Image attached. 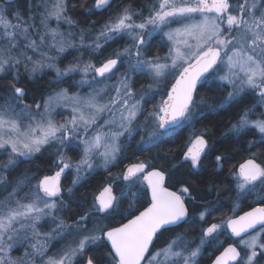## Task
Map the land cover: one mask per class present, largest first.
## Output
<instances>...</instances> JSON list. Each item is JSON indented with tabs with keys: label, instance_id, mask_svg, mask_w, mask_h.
Returning <instances> with one entry per match:
<instances>
[{
	"label": "snow or ice",
	"instance_id": "6c2138e0",
	"mask_svg": "<svg viewBox=\"0 0 264 264\" xmlns=\"http://www.w3.org/2000/svg\"><path fill=\"white\" fill-rule=\"evenodd\" d=\"M111 2L95 0L93 8H106ZM36 8L39 25L35 16L24 20L19 12L10 18L9 9L0 4V76L8 71L15 73L13 88L0 97V150L7 155L6 162L0 164V184L7 191L0 199V264H25L24 259L9 255L13 243L24 240L31 241L32 251L25 257L33 264L37 257L40 264H101L94 252L86 254L105 245L110 246L106 259L111 264H199L202 249L216 239L214 234L224 225L213 223L203 228L196 247L177 232L163 247L153 248L158 234L194 222L185 203L194 197L188 186L180 193L170 191L165 186L164 170L149 161L128 164L94 194L91 207L71 224L60 215L68 207L64 193L71 197L74 188L95 168L107 173L136 135H140L139 150L151 151L178 130L194 128L195 122L208 114H219L241 103L248 93L264 106V0H155L147 15L126 7L115 20L104 24L91 43L85 42L87 34L81 30L78 45L59 31L61 20L74 23L66 15L67 0H40ZM51 19L56 20L57 28L49 26ZM156 33L167 42L164 56L149 51ZM122 37L129 42L98 64L78 60L61 69L56 63L58 55L45 50L47 45L56 53L70 47L99 53L105 44ZM21 68L32 80L41 78L46 69L52 70L56 83L80 73L77 86H87L90 91L81 95L61 89L49 94L43 104L33 102V112L31 105L24 104L26 90L16 86ZM137 76L147 79L145 91H136ZM164 84H168L167 91L153 103ZM205 87L216 92L229 90L217 103L214 97L205 99L201 95L200 89ZM148 104H152L151 110ZM58 106L71 112L62 123L53 116ZM250 111L241 113L229 129L237 136L249 129L258 131L259 144L250 143L249 149L264 146V118L250 119ZM46 146L56 151L54 174L37 178L31 188V177L25 175L8 190L4 173L31 160ZM70 150L80 152L78 162L73 163L67 155ZM211 152L206 134L193 131L182 163L199 170L203 158ZM226 159L216 155L214 167L222 169ZM68 169H74L75 175L72 187L65 190L61 177ZM233 176L238 198L257 190L264 192V165L257 163L254 155L241 163ZM116 181L124 182L119 195L113 189ZM141 189L150 194L148 205L138 214L125 217L143 198ZM258 199L264 200V196L258 193ZM125 201L127 208L122 210ZM214 210L215 206L204 208L199 220L206 222ZM98 218H125L126 222L101 227L94 223ZM45 219H50L54 227L42 233L37 226ZM225 223L235 237L241 238L238 243L243 247L238 250L229 245L215 256L213 264H259L257 258L264 259V207H253ZM53 241L67 243L58 253L49 255Z\"/></svg>",
	"mask_w": 264,
	"mask_h": 264
},
{
	"label": "trees",
	"instance_id": "16d2710c",
	"mask_svg": "<svg viewBox=\"0 0 264 264\" xmlns=\"http://www.w3.org/2000/svg\"><path fill=\"white\" fill-rule=\"evenodd\" d=\"M154 2L155 0H112L110 6L102 9H95L93 8L95 0H67L68 11L66 15L70 17L74 23L68 24L61 20L59 22V31L64 33L65 37L78 45L79 32L83 30L87 34L85 36V42L91 43L95 36L99 34L104 24L111 20H115L116 16L123 11L124 8L131 7L134 11L147 15L149 7ZM39 3L40 0H0V4L9 9L10 18L15 12H19L24 20H28L30 16H35L37 25H39V11L36 5ZM89 8L92 9L91 12L86 11ZM49 26L51 28H57L56 20H49ZM69 33L72 35L69 36ZM128 42L126 37L118 38L105 44L99 53H93L91 49L79 47H70L63 53H56L54 49H50L47 45L45 46V50H48L49 55H58L59 58L56 63L61 69H64L76 63L78 60L81 62L91 60L98 64L100 60L111 55L116 49H122ZM166 44L167 42L158 33L152 38L149 51L152 55L158 54L164 56L167 53ZM29 54L32 55L33 53L29 51ZM121 71L124 70L121 69ZM14 75L15 73L13 71H8L3 76H0V97L6 96L13 88L15 83L13 80ZM81 78L82 76L80 73H74L71 76L63 78L61 82L56 83L55 72L46 69L41 78L32 80L28 78L27 73L21 68L20 79L16 86L23 87L26 90L24 104L31 105L30 109L36 110L33 102L43 104L44 99L49 94L58 92L61 89H68L70 94L84 91L89 92L87 87H83L82 89H80V87L78 88L77 83ZM147 83L148 81L145 77H135L136 91H145ZM215 87L216 85H213V88ZM167 88L168 84L166 88H163L162 92H166ZM228 90L229 89L224 88L222 91L216 92L205 87L200 89V93L205 99L214 97L218 103ZM257 100L258 97L252 93H248L244 96L241 103L233 104L230 108L219 112V114H208L205 118L197 120L194 128L185 127L178 130L176 134L166 138L161 147L153 148L151 151H140L138 148L140 144V135L134 136L133 140L128 142L122 157L117 160L115 165L111 166L107 173L103 168H95L74 188V194L71 197H68L65 191L64 195L68 207L65 211L60 213V215L71 224L74 219L78 218L79 213L91 207L94 194L107 181L125 171L128 164L136 161H149L152 166L164 170L165 176L167 177L166 186L168 189L180 193L182 187L188 186L191 196L194 197V199H186L185 201L186 206L189 208V216L194 222L158 234L157 238L154 240L153 248L159 249L163 247L177 232L184 234L185 239L190 242L191 247H196L200 243L201 230L215 223L224 226L218 230V233L214 234L216 239L213 240L212 243L206 244L202 249L203 254L199 264H211L215 256L228 245L235 244L238 248L242 249L243 246L238 243L240 239L231 237L225 222L250 211L253 207H263L264 200L258 199V193L260 196H264V192L257 190V193L238 198L236 194V179L233 173H235L236 167L243 162V157L247 153L256 152L255 156H257L258 163L264 165V146H254L249 149L250 143L256 145L259 144L260 141L261 134L255 129L246 130L244 133L239 134V136L230 133L229 129L237 122L239 116L244 111L252 110L249 114L250 119L255 120L264 118V106L258 104ZM158 101L155 99L153 103ZM146 107L150 110L152 104H148ZM193 131L205 133L210 146H212L211 154L203 158L202 167L199 170L192 169L188 162L182 163V153L188 145L189 137ZM225 133L228 134L225 135ZM48 152H51V158H47ZM67 154L73 163L80 160V152L78 150H70ZM216 155L228 157V159L222 161V169L214 167ZM55 158V148L48 146L42 153L34 156L31 160L24 161L18 166H13L12 169L7 170L4 175L6 176L8 190H11L16 180L25 175L31 177V184L29 185V188H31L35 185L37 178L54 174L56 171L54 165ZM6 160L7 155L5 151L0 150V164H3ZM74 175L75 172L73 169L65 170L61 182L65 190L72 187ZM123 184V181H116L113 185L114 193L119 195V190ZM5 188V185L0 184V199H3L7 195ZM210 188L211 191H209ZM25 191H27V189ZM141 191L144 193L143 198L137 200L135 207L131 209L130 212L125 213V217L138 214L139 211H142L148 205L150 199L149 193L144 189H141ZM213 206H215V210L207 218V221L199 220L200 211L204 208H211ZM124 208H127V201L122 205V210ZM123 222H126L125 218L116 220L111 218H98L94 223L101 227H113L119 226V224ZM88 226L91 228L93 224L90 223ZM49 227L50 225H47V227L45 226L44 231H50L54 227V224L51 228ZM209 239L211 240L212 238ZM64 243H67V241H53L48 249V254L53 255L56 254V252L58 253ZM17 244H22L24 251L22 254ZM153 248H151L150 251H152ZM109 250L110 246L105 245L93 249L86 255H92L94 252V258L99 259L101 264H111V262L106 259ZM31 251V241L24 240L19 243H13L9 255L13 259H24L25 264H33L32 260L25 257V253H30ZM241 255H244L243 251H241ZM257 259L259 264H264V259H260L259 257ZM81 264H83V262H81Z\"/></svg>",
	"mask_w": 264,
	"mask_h": 264
},
{
	"label": "rangeland",
	"instance_id": "374dc122",
	"mask_svg": "<svg viewBox=\"0 0 264 264\" xmlns=\"http://www.w3.org/2000/svg\"><path fill=\"white\" fill-rule=\"evenodd\" d=\"M156 34H158V33H156ZM156 34H154V36L156 35ZM153 36V37H154ZM127 38V37H126ZM128 39V38H127ZM124 70V69H123ZM166 85L167 84H164V85H161V87L159 88V94H156V96H155V99L158 101V100H160V95L161 94H163V88H166ZM85 87H87V86H84V88ZM79 88V87H78ZM83 87H80V89H82ZM88 88V87H87ZM88 90L90 91V89L88 88ZM137 92H141V91H137ZM81 95H84V94H87V91L85 92H79ZM70 94V93H69ZM150 110H151V108H150ZM30 111H33V112H35L36 110H33V109H30ZM53 116H54V118L58 121V122H64L66 119H68V118H70V116H71V112H70V108H68V107H55V109H54V111H53ZM143 134V133H142ZM48 146H46L44 149H46ZM44 149H42V151H41V153L43 152V150ZM50 153L51 152H48L47 154H48V156H47V158H51L50 157ZM38 154H40V153H38ZM38 154H36V155H38ZM35 155V156H36ZM68 155V154H67ZM76 163V162H75ZM69 170V169H68ZM74 170V169H73ZM47 225L49 226L50 225V227L49 228H51V226L53 225V222L50 220V219H45V220H43V221H41V223L37 226L39 229H40V231L43 233V232H46V231H44L45 230V226L47 227ZM44 226V227H43ZM17 247H19L20 248V250H21V254L24 252L23 251V246H22V244H17ZM49 248H50V246H49ZM57 253V252H56ZM54 255V254H53ZM36 260H37V262H36ZM39 261H40V258L39 257H37L36 259H35V264H40L39 263ZM29 264H31V263H29Z\"/></svg>",
	"mask_w": 264,
	"mask_h": 264
},
{
	"label": "flooded vegetation",
	"instance_id": "af4514ba",
	"mask_svg": "<svg viewBox=\"0 0 264 264\" xmlns=\"http://www.w3.org/2000/svg\"><path fill=\"white\" fill-rule=\"evenodd\" d=\"M255 154H256V152H251L250 154H248V153L245 154L244 157H243V158H244V159H243V162H244L246 159H248L250 156H253V155L255 156ZM255 158H256L257 163H258L257 156H255ZM243 162H242V163H243ZM238 168H239V165L236 167V171H237ZM236 171H235V172H236ZM166 179H167V177H166ZM166 179H165V186H166ZM166 187H167V186H166ZM169 190H170V189H169ZM171 191H172V190H171ZM149 198H150V194H149ZM251 210H252V209H251ZM242 215H243V214H242ZM240 216H241V215H240ZM227 229H228V231H229V228H228V227H227ZM254 231H255V230H254ZM229 233H230V231H229ZM230 235H231V233H230ZM231 237H233V236L231 235ZM246 237H247V235L245 236V238H246ZM233 238H234V237H233ZM234 239H241V238H234ZM232 245H233V246H236L235 244H232ZM228 246H229V245H228ZM228 246H227V247H228ZM238 250H240V248H238ZM222 251H223V250H222ZM222 251H221V252H222ZM219 254H220V253H219ZM219 254H218V255H219ZM212 263H213V262H212ZM212 263H211V264H212Z\"/></svg>",
	"mask_w": 264,
	"mask_h": 264
},
{
	"label": "water",
	"instance_id": "95a60500",
	"mask_svg": "<svg viewBox=\"0 0 264 264\" xmlns=\"http://www.w3.org/2000/svg\"><path fill=\"white\" fill-rule=\"evenodd\" d=\"M10 1H12V0H10ZM63 176H64V174L62 175V177H61V182H62V178H63ZM171 191V190H170ZM264 207V206H263ZM251 211V210H250ZM257 227H259V226H257ZM229 231H230V233H231V229L229 228ZM250 231H254V230H250ZM231 235L234 237V238H240V237H235L232 233H231ZM246 235H248L247 233H245L244 234V236H246ZM154 243V242H153ZM150 250H151V248H150ZM213 264V263H212Z\"/></svg>",
	"mask_w": 264,
	"mask_h": 264
}]
</instances>
